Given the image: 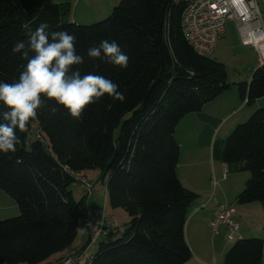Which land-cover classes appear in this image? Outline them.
<instances>
[{
	"label": "trees",
	"instance_id": "1",
	"mask_svg": "<svg viewBox=\"0 0 264 264\" xmlns=\"http://www.w3.org/2000/svg\"><path fill=\"white\" fill-rule=\"evenodd\" d=\"M184 0H120L109 16L91 25L68 22L69 4L52 0H0V81L13 82L25 64L12 48L29 31L47 22L49 31L76 36L82 74L111 79L124 102L105 95L89 105L79 120L54 101L38 110L15 152L0 153V191L18 208V216L0 220V264H42L67 251L86 222L85 198L74 197L73 174L97 170L108 177L111 209L129 221L122 236L102 242L84 260L91 244L77 251L81 264H186L191 251L185 224L197 194L177 176L180 121L230 88L225 65L195 52L181 32ZM116 41L129 57L121 69L87 50L100 41ZM242 101L252 106L264 97V62L248 83L237 85ZM0 103V112L4 111ZM0 122H3L0 120ZM37 125V126H36ZM34 132V141L28 134ZM213 156L239 172L249 173L236 198L238 205L264 209V109L236 126L213 147ZM118 229V228H117ZM115 229L108 236L116 232ZM264 232V230H263ZM264 239L238 238L223 264H262ZM72 257L69 253L64 255Z\"/></svg>",
	"mask_w": 264,
	"mask_h": 264
},
{
	"label": "crops",
	"instance_id": "2",
	"mask_svg": "<svg viewBox=\"0 0 264 264\" xmlns=\"http://www.w3.org/2000/svg\"><path fill=\"white\" fill-rule=\"evenodd\" d=\"M52 1L70 4L63 0ZM119 2L120 0H83L81 2L79 0L78 16L87 15L89 18H93L92 20H98L100 16L110 14L113 7ZM258 6L264 31V0L259 1ZM71 21L80 24L76 18ZM231 22L236 30L234 35L236 42L232 45L234 40L228 39V45L234 51L232 59L237 68V79L229 81L227 75L230 88L205 104L199 112L186 115L178 124L175 132V138L179 144L177 176L184 188L198 196L189 207L185 224V239L191 251V258L186 264H223L224 255L230 248L226 240V228L223 227L216 235L211 234L209 229V222L219 207L232 210L231 216L239 224V238L258 236L263 234L264 230V212L259 204L253 203L241 207L236 203V198L245 184L237 176L241 172L235 166H227L213 156L214 145L223 143L236 126L254 112V109L249 108L241 100L237 85L243 82L248 83L254 70L264 62L261 61L255 49L240 44L236 26L233 21ZM225 35L224 31L220 37H226ZM217 61L224 64L221 60L217 59ZM254 104L261 108L264 104V97ZM86 172H82L80 175L87 180ZM77 191L79 192L78 199L85 198L87 208L89 207L87 201L89 202L91 198H98L99 195L103 200V205L106 200L108 201L106 189L105 191L98 190L91 196L79 190L78 187ZM102 210L104 211V208ZM103 213L106 216V212ZM114 215V212L109 214V216ZM81 231L84 239V236L87 237L84 226ZM80 249L73 243L67 251L53 256L55 260L50 264H59L63 256L68 253L75 257ZM262 264H264V253Z\"/></svg>",
	"mask_w": 264,
	"mask_h": 264
},
{
	"label": "clouds",
	"instance_id": "3",
	"mask_svg": "<svg viewBox=\"0 0 264 264\" xmlns=\"http://www.w3.org/2000/svg\"><path fill=\"white\" fill-rule=\"evenodd\" d=\"M50 25L42 22L29 31L26 40H20L12 48L13 53L26 61L20 65L19 77L13 82L0 81V153L15 152L21 137L27 131L38 110L48 107L55 115L56 106L46 104L54 101L68 114L79 120L84 110L105 95L114 101L124 102L126 96L119 85L105 76L95 73L82 74L78 67L85 63L77 54L76 36L67 31H49ZM89 59L126 69L129 57L116 41L102 40L87 50Z\"/></svg>",
	"mask_w": 264,
	"mask_h": 264
},
{
	"label": "built area",
	"instance_id": "4",
	"mask_svg": "<svg viewBox=\"0 0 264 264\" xmlns=\"http://www.w3.org/2000/svg\"><path fill=\"white\" fill-rule=\"evenodd\" d=\"M181 15V32L187 44L197 53L208 56L216 47L217 40L224 32L226 21H233L240 44L252 47L264 61V31L258 2L263 0H184ZM79 190L89 195L92 187L80 174H73ZM232 210L219 207L209 222L211 234L216 235L221 227L226 228V240L239 238V224L231 216ZM119 226L107 220L104 213H87L84 231L90 233L91 244L98 238L106 237ZM80 257L66 256L61 264H81Z\"/></svg>",
	"mask_w": 264,
	"mask_h": 264
},
{
	"label": "rangeland",
	"instance_id": "5",
	"mask_svg": "<svg viewBox=\"0 0 264 264\" xmlns=\"http://www.w3.org/2000/svg\"><path fill=\"white\" fill-rule=\"evenodd\" d=\"M63 1H68L69 4V14H68V22H73L71 21L73 18H76V20L80 21V24L78 25H91L93 23H97L99 21H103L105 20L109 14H104L103 16H95V17H99L98 20H92L93 18H89L87 15L85 16H78V9L80 7V5L78 4L79 0H63ZM83 0H80V2ZM79 5V6H78ZM77 6V7H76ZM259 7V6H258ZM260 10V9H259ZM92 17V16H91ZM224 31H225V36L226 37H220L218 39V43H216V47L214 49V51L212 52V54L208 55V58H211L215 61L221 60L224 62L225 64V68H226V72L228 75V80L229 81H235L236 76H237V68L234 66V60L232 59V56L234 55V51L233 48L231 49L230 46L228 45V39L234 40V43L232 45L235 44V40L234 39V35H235V29H234V25L231 21H226L225 26H224ZM243 79V78H242ZM263 106H261V108L257 107V105L253 104L252 106H249V108H252L255 110L258 109H264V104H262ZM249 118H247L246 120H243V122H241V124L245 123ZM37 126V125H36ZM35 136H34V132L31 131V133L28 134V140L29 141H34ZM85 176L87 178V182L90 183L91 187H92V192L89 194V196H91L92 194L97 193V191H105L106 189V182L108 180V177H103L101 178L100 173L97 170L94 171H87L85 173ZM238 177L241 178L242 183H245L248 178L250 177L249 173H240L239 175H237ZM71 190L73 192V195L75 198H79V192L77 191V187L76 184L74 183L71 186ZM94 200V202H93ZM8 202V203H7ZM103 200L102 198H100V195L98 196V198H91V200L88 202L87 201V206H89L87 208V213L91 212H99L100 215L103 214V212H106V216L105 218L107 220H113L119 227L116 230V233L112 236H110L109 238H103L100 237L97 239L96 243L94 246H91L90 248L87 249L85 255H84V260L86 258H88L89 256L93 255L98 247V245L102 242H106V241H114L118 238H120L122 236V231L124 230V228L126 227L129 218L127 216V214L121 210V209H116L113 210L109 207L108 205V201H105V204H102ZM258 204V203H255ZM10 205V206H9ZM15 207L13 210H11V208ZM243 207V206H241ZM104 208V211L102 210ZM264 212V209H261ZM112 212H114V216H109V214H112ZM19 214L18 212V208L15 205L14 201L8 197L7 195H5L2 191H0V220H4V219H11L14 217H17ZM111 217V218H110ZM84 226V222L81 221L80 222V228L82 230V227ZM223 227H221L222 229ZM79 231L77 238L74 242V245L76 247H78V249L82 248L83 245H85L87 243V237L84 236L83 239V235H82V231ZM211 233V232H210ZM256 239H264V232L261 235L258 236H253ZM236 240L232 241V242H228L229 245H233L234 242ZM55 260V257L49 259V261L42 263V264H50ZM81 263V262H80Z\"/></svg>",
	"mask_w": 264,
	"mask_h": 264
}]
</instances>
